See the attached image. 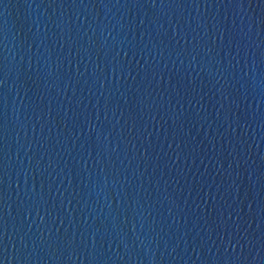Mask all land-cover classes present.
Returning <instances> with one entry per match:
<instances>
[{"label":"water","instance_id":"obj_1","mask_svg":"<svg viewBox=\"0 0 264 264\" xmlns=\"http://www.w3.org/2000/svg\"><path fill=\"white\" fill-rule=\"evenodd\" d=\"M3 264H264V0H0Z\"/></svg>","mask_w":264,"mask_h":264},{"label":"snow or ice","instance_id":"obj_2","mask_svg":"<svg viewBox=\"0 0 264 264\" xmlns=\"http://www.w3.org/2000/svg\"><path fill=\"white\" fill-rule=\"evenodd\" d=\"M3 83V81H0V84H2ZM0 264H3V261H0Z\"/></svg>","mask_w":264,"mask_h":264}]
</instances>
